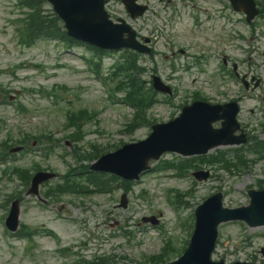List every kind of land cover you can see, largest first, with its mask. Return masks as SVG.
<instances>
[{
  "label": "rangeland",
  "instance_id": "1",
  "mask_svg": "<svg viewBox=\"0 0 264 264\" xmlns=\"http://www.w3.org/2000/svg\"><path fill=\"white\" fill-rule=\"evenodd\" d=\"M147 2L151 6V12L147 14L146 20L142 23L143 34L155 33L154 27L155 29L158 28L159 33H162L163 36L153 35L154 47L159 51L164 45V51L161 53L167 54L170 46L174 49L176 47L184 48L187 52L184 56L177 57L175 63L179 66L190 63L189 45L196 44L195 40H191L189 44L176 37L179 33L180 38L190 39L193 36L192 29L184 30V33L181 31L184 28L188 29L187 24L190 20L183 17L177 21L176 25L163 27L162 22L171 16L170 9H162V4H159L157 0H147ZM107 9L119 12L121 7L116 0H112ZM155 10L158 13L154 16L153 11ZM20 12H24V10L20 7L17 8V0H0V102H5L4 105H0V121L2 122L0 142L6 139L8 133L12 138H17L23 134L36 133L41 128L51 132L54 139L60 142L56 152L48 161L38 156L37 153H28L24 156H17L14 163L29 168L34 162H38L42 167L51 168L58 174H63L69 165L75 164L70 153L74 146L64 139L70 132L64 129L63 110L67 108V101L71 102L75 108H87L97 112L94 121L84 127L85 136L79 143L86 151L91 150L89 145L94 143L107 148L108 145H116L119 142L129 143L144 138L148 132L146 127L131 133L123 132L124 125L131 119L133 111L106 96L98 83L99 79L93 77L94 73L90 72L87 64L80 59V56L90 58L91 52L83 47L67 48L64 44L55 41H42L31 48L22 47L17 43L18 25L12 22L19 18ZM185 14L188 13L185 11ZM146 21L147 26H145ZM256 24L253 32L245 24L242 25V32L239 33L243 40H240L237 45L243 51L235 49L225 42L221 48L223 51L233 52L229 56L242 63L239 68L241 72L252 71L254 74L264 77V59L262 56L264 52V20L262 18L257 19ZM255 33H258L257 38H254ZM207 37L212 38L211 43H214V39L218 38V36L214 37L213 30L204 31V39ZM206 45L201 44V46ZM212 45L217 48L214 44ZM118 56L114 54L103 58L100 76L104 78L108 75V69ZM140 64L147 71L144 75L145 80L150 79L151 69L154 68L162 75L160 76L165 82L178 86L181 97H178L174 103L181 102L186 92L192 94L199 91L213 97L221 89L219 88L221 86L220 79H210L209 74L211 72L198 74L195 69H192L186 74L179 73L181 78L177 79L178 75L171 73L173 64L165 61L160 54L151 61L141 58ZM209 65L210 63H206L205 67H209ZM35 66H39V68H35ZM215 66L216 64L212 63L211 70H214ZM55 85H66L73 90L69 96L62 94L67 99L65 103L61 102L58 105V108H63L60 113H54L57 112L55 111L57 109L55 108L57 106L55 98L44 97L42 99L34 95V90L38 91L39 88L45 87V91H50ZM108 85L113 87L112 82H109ZM236 86L230 81L225 85L222 84V88ZM261 89L264 91V88ZM24 90H32L33 92L31 95L24 94ZM73 94L78 96L74 97ZM8 95L19 96L18 98L22 102L27 103L30 111L29 118L25 119L19 116L12 106L13 104L8 105ZM116 97H121V94H117ZM159 99L160 102L149 111V116L153 120L166 121L177 112V109L164 104L161 96ZM253 105L254 102L252 101L243 105L242 119L248 115V109L252 108ZM260 117L264 119V114ZM261 118L257 122L261 121ZM257 122H252V124L255 125ZM173 156L175 155H166L165 158L172 159ZM1 169L2 166H0V175ZM209 170L212 176L203 183L194 182L189 175L177 177L173 171L153 172L144 176L132 186L130 204L127 210H113V200L117 197L118 191L108 194L106 199L101 197L80 199L64 196L59 202L45 200V205H51L52 211L54 208L58 209L55 213L39 208L34 202L35 199L28 198L24 193L21 196L23 200L21 203L23 209L21 221L34 227L46 225L56 229L57 232L60 225H65L70 232L66 233V236H62L58 232L61 237V245H74L82 253L80 243L88 241L90 236L77 231L76 227L79 229L81 221L85 223L86 228L93 231L95 235L91 236L98 238V242H100L99 238L101 237L96 235L99 233L105 236L111 245V248H105L103 253L97 255L108 257L112 263L130 261L145 264L143 260L160 252L166 241L171 242L178 249L185 245L189 238V229L183 226L184 220H189L192 223L191 216L195 207L211 194L222 191L224 205L228 207H237L247 203L248 198L245 190L248 185H251V182L262 176L264 162L252 166L250 164L245 173L229 174L224 171L215 173L212 169ZM168 190L180 192L192 190V196L186 199L188 206H183L178 211L174 210L166 201ZM21 191L20 182L15 179L0 182V203ZM158 213L161 215V228L144 224L138 226L141 217L152 214L158 215ZM4 214L5 211L0 210V218ZM114 220L118 221V226L111 229L109 223H113ZM162 230H164L165 236H162ZM122 232L130 233V237L122 235ZM81 235L83 240L76 237ZM38 241L43 248L34 251V257H31L27 254V242L6 236L0 223V264H64L56 255L52 254L58 245L54 240L40 237ZM263 245L264 229L250 230L239 223H226L219 228V246L214 259L223 258L225 262L231 263L250 261L252 260L251 257L255 256L256 263L264 264V258L257 253ZM43 249L45 250L42 251ZM86 256L88 259L91 258L89 255ZM72 261L73 258L69 257L68 264H73Z\"/></svg>",
  "mask_w": 264,
  "mask_h": 264
},
{
  "label": "trees",
  "instance_id": "2",
  "mask_svg": "<svg viewBox=\"0 0 264 264\" xmlns=\"http://www.w3.org/2000/svg\"><path fill=\"white\" fill-rule=\"evenodd\" d=\"M40 22V20L39 19H37V23H39Z\"/></svg>",
  "mask_w": 264,
  "mask_h": 264
}]
</instances>
